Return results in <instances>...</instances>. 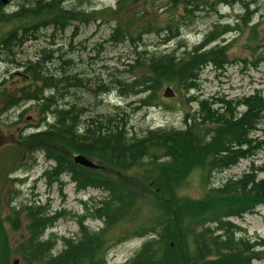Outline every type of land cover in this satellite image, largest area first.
Instances as JSON below:
<instances>
[{"label": "trees", "instance_id": "obj_1", "mask_svg": "<svg viewBox=\"0 0 264 264\" xmlns=\"http://www.w3.org/2000/svg\"><path fill=\"white\" fill-rule=\"evenodd\" d=\"M7 1L10 0H0V22L10 28L0 40V59L4 56L2 53L10 55L42 28L63 31L89 16L84 17L83 11L65 6L63 0H20L17 9L7 13ZM152 1L155 0H118L116 7L95 13L101 17L113 16L116 25L111 41L119 43L145 33V10H141L142 14L130 15L127 24L121 18L136 5ZM182 2L184 17L185 13L202 11L201 5L205 3L214 7L230 0ZM231 29L234 28L228 24L215 25L202 42L182 56L175 52H139L135 45V58L133 64H129L136 71L131 93L146 94L142 103L152 106L166 83H177L187 91L195 89L205 65L225 68L228 44L210 45ZM176 30L175 36L179 37L180 28ZM26 71L35 81L45 80L49 87L57 86L54 76H44L40 60L31 61ZM138 75L140 80H137ZM67 79L69 86L83 84L77 76ZM21 93L20 99L37 101L42 112L51 114L54 119L47 131L28 137L36 149L48 145L44 150L47 158L55 161V166L46 175L55 181L59 175L68 173L78 191L94 187L107 193L103 199L88 205L87 214L80 219L78 239L64 238L65 249L58 255L52 253L55 243L51 239L43 240V236L60 215L47 214L42 205H23L22 212H25L31 234L20 249L24 263L108 264L109 245L129 239L145 240L123 264H252L258 252L264 250V239L252 242L248 237L238 236L241 228L226 220L242 217L264 205V179L257 181L254 174H244L233 182L208 189L200 200L179 195V189L190 174L197 172L200 180H204L214 171L250 158L262 147L264 141L251 137L264 115V95L260 91L234 101L193 98L198 108L185 115L183 127L149 129L141 136H129L126 124H121L123 116L121 120L114 117L128 113L122 108L105 119L90 117L85 125L83 107H61L57 95L47 97L38 89L34 92L23 89ZM216 104L220 106L214 108ZM239 107L245 110L239 111ZM82 126L84 131H81ZM75 152L96 161L99 168L76 164L71 157ZM141 165L139 173L146 180L125 175ZM13 171L15 167L7 168L0 161V175L4 173L7 182H23L6 178ZM20 214L21 211L15 212L6 221L12 218L15 222ZM87 217L101 221L102 227L95 230L85 225ZM124 224L130 227L119 230ZM179 242L183 245L176 244Z\"/></svg>", "mask_w": 264, "mask_h": 264}, {"label": "rangeland", "instance_id": "obj_2", "mask_svg": "<svg viewBox=\"0 0 264 264\" xmlns=\"http://www.w3.org/2000/svg\"><path fill=\"white\" fill-rule=\"evenodd\" d=\"M63 1L65 6L83 11L84 17L89 16L72 23L63 31L42 28L10 55L2 53L4 56L0 59V147L6 144L0 150V161L7 168L15 167V172L6 175V178L23 181L7 182L4 173L0 175V264H12L16 258L20 260L19 264H26L20 258V249L31 234L25 212H22L23 205H42L47 214L60 215L43 236V240L51 239L55 243L52 253L58 255L65 249L64 238H78L80 219L87 214L88 205L107 194L94 187L78 191L68 173L61 175L58 182L46 175L55 166V161L46 156L44 149L48 145L42 143L43 147L36 149L28 137L35 134L33 132L42 121L44 126H48L54 119L51 114L42 112L37 101L20 99L21 90L34 92L38 89L47 97L57 95L61 107H83V122L93 116L105 119L116 115L119 108L127 110L125 115L114 117L121 120L123 116L121 124H126L129 136H141L149 129L183 127L185 115L198 108V102L193 98L234 101L255 91L264 95V0H230L214 7L205 3L201 5L202 11L185 13L184 17L183 0L140 3L121 19L127 24L130 15L142 14L141 10H145V33L119 43L111 41L116 25L113 16L106 14L101 17L95 13L116 7L118 0ZM19 2L7 1L6 12L15 11ZM188 6L192 8L193 5ZM217 24H228L234 28L210 45L228 44L225 68L205 65L199 73L197 87L190 91L179 88L177 83H166L152 106L142 103L146 94L131 93L136 71L129 64H133L135 58V45L139 52H175L182 56L186 50H192L202 42ZM178 27L179 37L175 36ZM9 30L8 25L0 22V40ZM37 60L42 62L44 76L57 79V86L49 87L45 80L35 81L29 76L27 67L31 61ZM137 72L140 74V71ZM69 76L79 77L83 84L69 86ZM140 79L138 75L137 80ZM167 88L171 89L173 96H164ZM219 106L213 105L214 108ZM238 110L244 111L245 107ZM44 126L43 129H46ZM81 131H84V126ZM251 137L264 141V115L251 132ZM77 154L81 153H73L72 159ZM24 160H27L26 163ZM141 167L125 172V175H133L139 181H144L146 179L139 173ZM6 172L9 173V169ZM251 173L257 181L264 179V143L250 158L241 159L230 168L214 171L204 180H200L197 172L190 174L188 181L179 189V195L200 200L208 189L223 186ZM20 211L17 221L14 222L12 218L6 221L11 214L13 216ZM226 220L241 228L238 236L248 237L252 242L264 239V205L257 206L242 217ZM14 223L17 225L14 226ZM84 224L95 230L103 225L91 217L84 218ZM129 227V224H124L119 230L125 231ZM144 240L111 243L107 249V263L127 262ZM176 244L183 245L180 242ZM252 264H264V250L258 252Z\"/></svg>", "mask_w": 264, "mask_h": 264}, {"label": "water", "instance_id": "obj_3", "mask_svg": "<svg viewBox=\"0 0 264 264\" xmlns=\"http://www.w3.org/2000/svg\"><path fill=\"white\" fill-rule=\"evenodd\" d=\"M173 92L171 91L170 88H167L165 93H164V96L165 97H170V96H173ZM74 159V162L76 164H79L81 166H84V167H88V168H94V169H98L99 168V164L96 163L95 161L91 160L90 158H88L87 156L83 155V154H77V155H74L73 157ZM19 259H15L13 260L12 264H19Z\"/></svg>", "mask_w": 264, "mask_h": 264}, {"label": "flooded vegetation", "instance_id": "obj_4", "mask_svg": "<svg viewBox=\"0 0 264 264\" xmlns=\"http://www.w3.org/2000/svg\"><path fill=\"white\" fill-rule=\"evenodd\" d=\"M44 121H42L40 124H38V126H37V128H36V131L35 132H33V133H35V134H39V133H43V132H45V131H47V129H48V126H44V123H43ZM43 126L46 128V129H43ZM6 146V144L5 145H3V146H1L0 147V150L1 149H3L4 147ZM25 161H27V160H24V162ZM26 163V162H25ZM17 170V169H16ZM13 172H15V171H13ZM63 174H65V173H63ZM63 174H61V175H63ZM61 175H59L57 178H56V180H55V182H58L59 180H60V176ZM48 184H50V182L48 183ZM78 237V236H77ZM66 239H68V238H66ZM74 239H78V238H73V240ZM64 241V240H63Z\"/></svg>", "mask_w": 264, "mask_h": 264}, {"label": "bare ground", "instance_id": "obj_5", "mask_svg": "<svg viewBox=\"0 0 264 264\" xmlns=\"http://www.w3.org/2000/svg\"><path fill=\"white\" fill-rule=\"evenodd\" d=\"M127 111V110H126ZM128 112V111H127ZM50 228V227H49Z\"/></svg>", "mask_w": 264, "mask_h": 264}]
</instances>
